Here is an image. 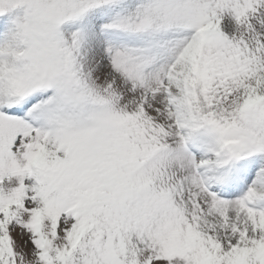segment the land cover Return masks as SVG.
Wrapping results in <instances>:
<instances>
[{
	"label": "snow or ice",
	"instance_id": "6c2138e0",
	"mask_svg": "<svg viewBox=\"0 0 264 264\" xmlns=\"http://www.w3.org/2000/svg\"><path fill=\"white\" fill-rule=\"evenodd\" d=\"M0 264H264V0H0Z\"/></svg>",
	"mask_w": 264,
	"mask_h": 264
}]
</instances>
